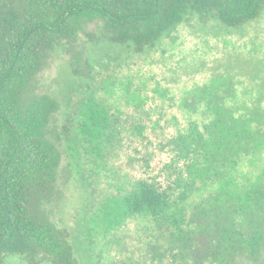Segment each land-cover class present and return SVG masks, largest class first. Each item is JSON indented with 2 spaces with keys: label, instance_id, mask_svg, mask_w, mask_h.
Wrapping results in <instances>:
<instances>
[{
  "label": "trees",
  "instance_id": "trees-1",
  "mask_svg": "<svg viewBox=\"0 0 264 264\" xmlns=\"http://www.w3.org/2000/svg\"><path fill=\"white\" fill-rule=\"evenodd\" d=\"M263 18L264 0H0V264L16 256L79 264L52 216L64 195L62 146L104 170L130 149L142 166L114 199L112 228L126 218L141 225L142 254L131 264H264V80L239 90L233 74H220L172 85V95L156 84L128 113L100 99L94 83L105 87L183 23L215 21L234 33ZM87 22L100 32L92 43L121 50L106 75L94 74L101 60L87 51L79 62ZM58 48L85 83L59 97L40 94ZM155 92L163 101L145 107Z\"/></svg>",
  "mask_w": 264,
  "mask_h": 264
},
{
  "label": "rangeland",
  "instance_id": "rangeland-1",
  "mask_svg": "<svg viewBox=\"0 0 264 264\" xmlns=\"http://www.w3.org/2000/svg\"><path fill=\"white\" fill-rule=\"evenodd\" d=\"M94 27L91 22L85 24L81 33L83 47L78 59L85 65L87 51L94 60H101V67L109 62L108 71L94 63V74L102 70L106 75L111 72L113 64H117L112 56L121 50L105 43H92L89 39L100 33ZM73 60L63 49H56L49 68L39 78L38 92L59 97L78 86L79 82L84 84V79L73 74ZM115 73L114 76L111 73L105 87L98 77L94 83L100 99L125 113L135 111L138 96L151 97L156 84L172 95V85L180 89L185 85L207 84L211 77L218 78L220 74H233L239 90L246 87L255 90L256 85L264 80V18L234 33L215 21L208 25L198 19L191 24L183 23L159 49L132 56L129 65L118 68ZM124 94L128 100L122 97ZM154 94L152 100L143 102L145 107L163 101L159 93ZM61 150L63 155L57 169L64 195L51 206L52 216L59 227L68 230L78 263L131 264L142 254L139 242L141 225L126 218L112 228L118 219L114 199L117 195L122 196L131 182L143 176L142 166L139 162L130 161V149L112 161L114 168L110 167V170L95 168L83 158L78 163L77 157L63 151L64 146ZM11 263L30 264L19 256L11 258Z\"/></svg>",
  "mask_w": 264,
  "mask_h": 264
}]
</instances>
